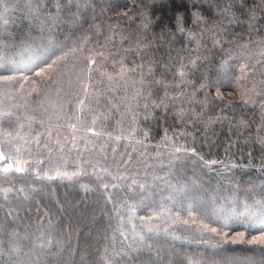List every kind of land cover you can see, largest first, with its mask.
<instances>
[{
  "label": "trees",
  "instance_id": "1",
  "mask_svg": "<svg viewBox=\"0 0 264 264\" xmlns=\"http://www.w3.org/2000/svg\"><path fill=\"white\" fill-rule=\"evenodd\" d=\"M57 2L0 0V264H264L262 0Z\"/></svg>",
  "mask_w": 264,
  "mask_h": 264
},
{
  "label": "snow or ice",
  "instance_id": "2",
  "mask_svg": "<svg viewBox=\"0 0 264 264\" xmlns=\"http://www.w3.org/2000/svg\"><path fill=\"white\" fill-rule=\"evenodd\" d=\"M26 3L29 7H32V0H26ZM73 5V0H68V3L67 4H63L62 3V0H58L57 2V9H58V12L59 11H63L64 9H71ZM76 8L78 11L80 10H86L87 9V0H84L83 3H76ZM193 7H197V5L193 4L192 5ZM217 7H219L217 5ZM261 7H264V0H262V4H261ZM232 9H236L237 12L240 13V15H245L247 14L248 16V23H249V26L251 27V25L253 23L256 22V9H255V6L251 9H247V0H232V3L231 4H228L226 5L223 9H220V12L223 13V14H227L229 12H231ZM195 20L197 23H206V21H203L201 19V17L199 16L198 13H194L193 14ZM75 22V21H74ZM176 27H177V30L181 33L184 32V28H183V24L186 22L183 18H182V15L180 13H177L176 14ZM234 22V21H233ZM152 21H147L145 24H144V28L147 29L149 24H151ZM157 24L160 23L159 20L156 21ZM166 33L164 32V30L162 29L161 31V37H163ZM233 40L236 39V37H233L232 38ZM224 42H227L229 43V45L231 46V41H221V40H214L213 41V44L214 46H220L222 47L223 43ZM47 47H59L56 42L52 39L51 36L48 37V42H47ZM142 47L144 48H147L148 45H142ZM225 52H227V49H225ZM102 55V53L100 54ZM209 56L212 55L211 52L208 53ZM231 54L229 55H226L225 59L224 60H221L220 62V65L218 66L219 67V70H218V73H217V76L218 78L216 79H211L209 78L207 75L204 76V79L201 81L200 83V88L201 89H204V88H213V87H216L217 89V95L216 97L214 98V100H217V101H221L223 102V97L221 96L220 92H219V88L222 87V86H225L227 85L230 81H231V72H232V69H231V65H230V60H231ZM171 57H170V60H169V63L168 64H162L160 65V68H161V74H162V77L163 75L167 74V72L169 71H172V68L175 67V71L173 72V76H179V77H185L187 75H191V74H194L196 71H198V60L201 59V58H196V59H193V60H190L188 63H185L184 62V59L183 57H181L179 59V62L173 66L171 64ZM202 59H207V57H203ZM92 61L89 59L88 60V64L91 65ZM245 68V65L241 64V70H242V77L244 75L243 73V69ZM134 71V69H133ZM249 71H251V69H249ZM149 72H151V66L149 67ZM242 77H237V81L239 79H241ZM143 83L145 84H150L152 83L151 80H142ZM156 84H160L161 83V80H156L155 81ZM235 83V82H233ZM237 87H240V85L237 83ZM241 95L243 96L244 93H241ZM207 98V97H206ZM251 99L253 100V102H255L256 100V97H251ZM227 103H232L231 101L227 102ZM259 106H260V109H261V113H262V117H264V91L261 92V98L259 100ZM241 124L245 123L243 120L240 122ZM89 132L93 131L92 128H88L87 129ZM145 135H147V132L145 133ZM261 143L262 145H264V139L261 140ZM189 151H191V149H189ZM5 158V155L3 152H0V160L4 159ZM16 171H22L21 168H17ZM63 175H67L66 173H64ZM82 264H83V261H82Z\"/></svg>",
  "mask_w": 264,
  "mask_h": 264
}]
</instances>
